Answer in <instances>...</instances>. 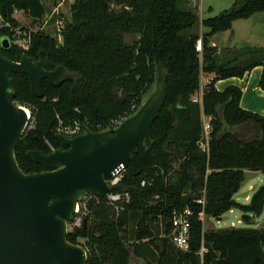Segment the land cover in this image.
<instances>
[{
    "label": "trees",
    "instance_id": "obj_1",
    "mask_svg": "<svg viewBox=\"0 0 264 264\" xmlns=\"http://www.w3.org/2000/svg\"><path fill=\"white\" fill-rule=\"evenodd\" d=\"M15 9L32 18L45 13L41 0H0V15L10 27H21L13 17ZM257 11H264V0L234 4L203 18L201 25L207 31L198 34L197 14L179 9L178 0H74L61 42L36 30L30 33L26 50L11 41L1 48L7 59L17 61L25 54L37 61L45 54L46 70L62 65L78 74L57 86L44 79L42 97L32 93L25 74H9L13 100L30 110L29 126L15 147L24 172L45 169L27 156L28 150L50 152L46 140L54 149L67 148L55 138L59 121L87 120L89 129L96 130L97 123L132 115L150 86L165 79L164 101L151 124V143L147 148L139 142L120 180L128 188V199L120 201L122 210L116 214L104 197L90 200L80 224L67 230V240L86 250V264H130L136 255V244L128 237L130 221L136 241L160 239L165 245L173 211L184 208L191 211L188 249L179 251L177 264H264V229L203 230L199 218L201 211L219 219L237 208L242 220L250 223L264 210V182L248 203L234 198L244 169L264 173V116L240 107L238 86L228 85L222 91L215 87L218 79L242 77L260 65L258 86L264 89V47L247 48L223 61L209 39ZM11 33L9 27L0 28V37L10 38ZM128 34L137 36L132 44L125 40ZM198 39L201 52L196 50ZM205 73L213 76L202 87L201 102H194L191 95ZM202 116L210 122L207 151L198 145ZM201 198L203 203L198 202ZM153 221H160L163 238H152Z\"/></svg>",
    "mask_w": 264,
    "mask_h": 264
},
{
    "label": "water",
    "instance_id": "obj_2",
    "mask_svg": "<svg viewBox=\"0 0 264 264\" xmlns=\"http://www.w3.org/2000/svg\"><path fill=\"white\" fill-rule=\"evenodd\" d=\"M10 41L0 37V264H86V250L67 240L79 197L127 192L124 184L108 186L106 180L126 167L142 140L148 148L153 120L165 97V79L130 116L115 128L86 130L74 137L55 134L65 149L44 153L26 152L44 166L38 172H24L18 166L15 147L28 122L24 106L13 100L9 74H25L32 93L42 97V81L57 86L78 78L59 65L46 70V57L37 61L23 54L13 61L1 48Z\"/></svg>",
    "mask_w": 264,
    "mask_h": 264
},
{
    "label": "rangeland",
    "instance_id": "obj_3",
    "mask_svg": "<svg viewBox=\"0 0 264 264\" xmlns=\"http://www.w3.org/2000/svg\"><path fill=\"white\" fill-rule=\"evenodd\" d=\"M45 13L41 18H32L27 13L16 10L14 15L17 17L19 25L26 31L42 30L47 34L57 38L59 42L62 40V36H59L54 25V17L51 16V12L55 7H58L60 13H62L66 20H70V6L74 0H41ZM247 0H178V7L181 10L192 9L198 16V24L194 26L197 28V33L206 32L207 29L202 27L201 20L206 17L215 16L224 10L229 9L232 5H240ZM234 30V33L232 34ZM187 31H183L184 35ZM252 32V35L249 34ZM137 39L136 35L128 34L125 36L126 42L132 44ZM211 39L214 40L219 48H230L229 55L222 54L219 51L221 60H227L236 57L239 53H242L247 48H253L254 45H264V11L256 12L247 19H239L234 22L233 26L224 31L216 32L211 35ZM250 46V47H249ZM217 47V48H218ZM220 49V50H221ZM252 56L248 55L247 60ZM240 59V58H239ZM205 77V76H204ZM204 78L200 77V87L202 88ZM161 83V82H160ZM159 81L154 82L149 90L143 95L142 102L145 101L148 96L158 90ZM199 87V88H200ZM202 119V118H201ZM29 126V125H28ZM174 168L178 167V160L173 163ZM264 182V173L261 171L247 170L244 173V179L240 184L238 191L234 194V198L242 203H248L253 191ZM203 230L208 228H220V227H250L255 229H264V210L259 216L252 217L250 223H245L242 220V212L237 208H232L226 211L219 219L211 217L207 214H203L201 217ZM74 222L68 224V228ZM82 241V240H80Z\"/></svg>",
    "mask_w": 264,
    "mask_h": 264
},
{
    "label": "built area",
    "instance_id": "obj_4",
    "mask_svg": "<svg viewBox=\"0 0 264 264\" xmlns=\"http://www.w3.org/2000/svg\"><path fill=\"white\" fill-rule=\"evenodd\" d=\"M51 16L54 17V25L56 27V31L58 32L59 36H61L62 31L66 24V18L65 16L59 12L58 7H55L52 12ZM9 27V29L12 31L10 38H8L9 41L13 42L14 44H17L24 50H26L29 46L30 42V31H26L24 29H21V27H10L9 22L4 20V18L0 15V28ZM3 38V37H1ZM196 50L201 52L202 50V44L201 39H198L196 42ZM201 95H202V88L200 87L198 90L194 91V93L191 95V100L194 102H201ZM134 106H132V109ZM28 110V122L26 124V128H28V125L30 123V110ZM126 117H116L106 120L104 123H97L95 127L96 130L92 131H102L107 130L109 128H115L117 127L122 120ZM85 122H82L80 120H73L71 122H68L66 124H62L61 121H59L57 127H56V134H63L64 136L71 138L78 134H81L89 129V123L87 120H84ZM24 129V130H25ZM209 133H210V122L209 117L202 116V134L201 138L198 141V145L202 150L208 149V139H209ZM46 144L49 147L51 151L54 150V147L46 140ZM125 167H120V169H117L113 174L112 177L108 180H106V183L108 186H113L117 184H121L120 180L122 178V174ZM145 180L141 181V184H145ZM104 197L108 205L115 211L116 214H119L122 210V206L120 205V201L125 199H128L127 192H116V193H109ZM100 196H97L95 194H92L90 192H86L82 194L74 208V219H73V225H79L81 222V219L84 214L88 212V203L90 200H95L96 202L99 201ZM198 202L203 203V198L198 199ZM191 214V211L189 208H184L182 211H173L170 223H171V232L169 235L170 241L175 244L177 247L181 248L182 250L188 249V238H189V218L188 216ZM203 216V211L199 213V218ZM203 248H201L202 250Z\"/></svg>",
    "mask_w": 264,
    "mask_h": 264
},
{
    "label": "crops",
    "instance_id": "obj_5",
    "mask_svg": "<svg viewBox=\"0 0 264 264\" xmlns=\"http://www.w3.org/2000/svg\"><path fill=\"white\" fill-rule=\"evenodd\" d=\"M16 10L17 9H15L13 12V17L15 19H17V17L14 15ZM20 12L24 13V11L22 10H20ZM257 12H262V11H257ZM237 20L239 19H236L232 22V26L234 22H236ZM225 31L226 30H224V32ZM233 33L234 30L232 34ZM249 34L252 35V32H249ZM209 39L212 45L218 47L217 43L211 39V36L209 37ZM252 47H264V45H254ZM217 49L219 52L222 51L223 48L221 49L218 47ZM229 53L230 50H228L227 53H225V55L227 56L229 55ZM261 72H262V66L256 65L252 67L249 71H246L242 77L230 76L227 78L218 79L215 82V87L217 90L222 91L228 85L238 86L241 89V96L239 101L240 107L259 113L264 116V89L258 86V81ZM212 76L213 74L211 73L202 74V77L204 78L202 84L203 83L206 84ZM247 170L248 169H244V173ZM151 227H152V231L154 232V236H152L153 239L164 237L163 234H161L162 228L160 221H153L151 223ZM229 227L208 228L205 230H222V229H227ZM236 228L252 229L250 227H236ZM134 231H135V224L132 221H130L128 226L129 242L130 243L135 242L136 244V255L131 256L130 264H177L179 251H186L177 247L175 244H173L170 241V239L165 245L161 243L160 239H156L152 243L149 242L148 238H144L141 239L140 241H136L134 239ZM203 250H201L200 253H202ZM182 264H191V263L189 261H184L182 262Z\"/></svg>",
    "mask_w": 264,
    "mask_h": 264
},
{
    "label": "bare ground",
    "instance_id": "obj_6",
    "mask_svg": "<svg viewBox=\"0 0 264 264\" xmlns=\"http://www.w3.org/2000/svg\"><path fill=\"white\" fill-rule=\"evenodd\" d=\"M24 111L26 112V116H29L28 114V110L26 108H24ZM28 118V117H27Z\"/></svg>",
    "mask_w": 264,
    "mask_h": 264
}]
</instances>
